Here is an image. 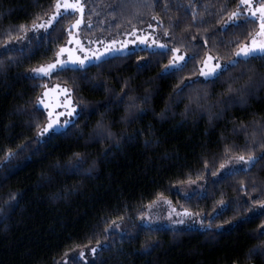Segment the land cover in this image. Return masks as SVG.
Segmentation results:
<instances>
[{
    "label": "trees",
    "instance_id": "1",
    "mask_svg": "<svg viewBox=\"0 0 264 264\" xmlns=\"http://www.w3.org/2000/svg\"><path fill=\"white\" fill-rule=\"evenodd\" d=\"M148 2L95 0L83 34L118 39L158 20L171 48L199 53L182 71L164 72L169 50H140L45 79L30 73L54 60L73 16L23 48L6 47L49 17L56 0H0V264H264V209L253 203L264 199V160L216 178L229 155H264V59L197 80L208 55L230 60L259 22L221 29L241 0ZM54 84L71 91L79 116L40 140L47 114L38 100ZM199 182L202 195L180 193ZM161 200L206 228L147 225ZM97 241L107 250L75 258Z\"/></svg>",
    "mask_w": 264,
    "mask_h": 264
},
{
    "label": "rangeland",
    "instance_id": "2",
    "mask_svg": "<svg viewBox=\"0 0 264 264\" xmlns=\"http://www.w3.org/2000/svg\"><path fill=\"white\" fill-rule=\"evenodd\" d=\"M93 1H95V0H82V2L84 3V6H85L84 15H83V21L84 22L80 24L79 28H73L72 27V25H74L76 23L77 19L80 18L79 14L67 15V16H73L72 17L73 23L69 26V29H71L72 35H69V38H68L66 44L64 46H62L61 48L69 49L70 53L65 52L60 56H57V54H56L53 61H51V62H49L43 66H46L50 63H54L57 60H68L69 56L71 55L72 59L79 57L80 59H84L85 62L83 65L72 64L71 62H69L68 68L84 69L86 67L97 64V63H99L105 59L111 58L113 56L126 55V54L134 53V52H137L140 50L168 51V49H161V48L157 47L155 44H152L151 39L153 37L159 43H165L169 46V48H171V46L168 43V35H164V32H163L161 25H160V22L158 20H155V19L153 21H151L147 26L142 27V28L132 29V30L128 31L127 33H125L121 38H118V39H112V38H108V37L101 36V35H96V36H92V37L85 36L83 34V29H84L85 24H86V21H85L86 6L90 3H92ZM261 4H264V0H251V3L248 5H243L242 3H240V8L237 11L242 13V15L239 17V21H241L243 18H252V19H255L258 21V19H256L255 17H251L248 9L252 8L253 10H255L256 8H259V6ZM63 11L64 10L61 9V12H63ZM54 13H55V9H54V12L49 17H47L44 21H42L41 23H46ZM257 15H259V14H257ZM61 17H63V16H57L56 20L52 22L51 26L47 28V32H45L44 29H39L38 31H36V30H33V28H31L22 39L11 42V43L7 44L6 47L23 48L24 46H26L31 41V39L33 37L43 36V35L48 34ZM228 22H229V19H227L221 25V29H226L227 27L232 26V24L228 23ZM38 24H40V23H38ZM226 24L228 25L227 27H225ZM133 33H135V34L133 35ZM146 35H149L148 43L141 44L140 40L137 39V36L142 38ZM254 37L258 41L264 40V36H259L256 34ZM251 40L248 44H251ZM112 41H117V43L113 44ZM132 41H135V42L132 43ZM122 44H125L126 47L121 48ZM106 47H110L113 49H121V50L110 51V52L105 53ZM101 53H103L101 58L99 60H96L94 58L93 54H101ZM173 55H184L185 60L180 61L179 63H181V64H185L189 58L188 54L185 53L184 51H181V50L179 53H172V56ZM172 56H171V58H172ZM85 57H87V59H85ZM232 59H237V57L234 55V57L231 58L230 60H232ZM230 60L223 61V60H219V59L218 60L214 59L211 63L215 64L218 62L221 65V69H223L224 66L226 64H228V62ZM167 65H169V63ZM173 70H177V69L169 67L167 70L165 68L164 72H170ZM55 73H57V72L53 71L50 76H43L42 74L40 76H37V74H35L33 71H31L30 75L32 77L48 79L51 76H53ZM197 80L206 81L205 78L203 76H201L200 74H199ZM57 85H59V87H57ZM65 88L67 89V93H65L63 91ZM45 92H48V95L46 97L43 95ZM66 96H67V99H65ZM40 99L44 100V104L38 103V105L40 108H42L46 112L47 122H48V113L50 111L54 115H58L60 112L65 113L64 115L59 116L60 124H63V121L65 119H67L69 121V123L64 127H60L59 125L54 126L53 129H50L43 136H39L40 140H44L45 138L49 137L50 135H52L54 133L66 130L68 127H70L77 120V118L79 116V109H78L76 102L73 99L71 91L66 86L61 85V84L51 85L50 87H47L43 90V93H42ZM69 101H70V103H69ZM46 104L51 105V107L50 108L45 107ZM65 104H68L69 106L67 108H65L64 107ZM72 108H75V112H72L71 115H68V113L72 111ZM228 167H230V165ZM226 175H227L226 169H221L220 172L218 173V175L216 176V178H221V177L226 176ZM203 189H204L203 183H200V182L199 183H193V184L185 186V188L183 190L184 193L181 191H180V193H182L184 195H186V194L188 195V194L200 192V194L202 195ZM184 213L185 212L176 210L170 203H168V201L161 200L149 209V212L146 215L145 221H146V224L150 225V226H162V227H169V228H174V229H187V228L205 229L206 228V226H203L201 224L200 220L196 221V219L194 220L191 215H185ZM169 214H171V217L169 216ZM178 220H183L184 222L182 224L181 223H175V221H178ZM111 230L120 231V228L113 227ZM90 250L91 249L84 251L83 256H79V253L75 254L74 256L76 259L85 260L86 255H87L88 256L87 260H88L90 257L93 256L91 254Z\"/></svg>",
    "mask_w": 264,
    "mask_h": 264
},
{
    "label": "snow or ice",
    "instance_id": "3",
    "mask_svg": "<svg viewBox=\"0 0 264 264\" xmlns=\"http://www.w3.org/2000/svg\"><path fill=\"white\" fill-rule=\"evenodd\" d=\"M241 3L243 5H248L251 3V0H241ZM147 6L148 7L153 6V4L150 2V0L148 2ZM61 9H63L64 11L61 12ZM84 10H85V6H84V3L82 2V0H56L55 13L51 16V18L46 23H40L38 25L33 23L32 28H33V30H36V31H38L39 29H44L45 32H47V28L50 27L52 22L56 20L57 16H67V15H76V14H79L80 18L77 19L76 23L74 25H72V27L73 28H79L80 24L84 22L83 21ZM248 11L250 12L251 17H255L256 19H258L260 30L257 33V35L264 36V4H261L259 6V8H256L255 10H253L252 8H249ZM191 14L193 15V17H195V15H196L195 12H192ZM257 14H259V15H257ZM241 15H242V13H240L239 11H233L229 17L228 23H231L232 25L239 27L240 26L239 17ZM245 23H247V21H245ZM227 26L228 25L226 24L225 27H227ZM24 28H25V26L22 25L21 29L24 30ZM134 34L135 33H133V35ZM69 35H72L71 29H69ZM149 35H146L142 38L137 36V39L140 40L141 44H146L149 41ZM164 35H168V29L167 28L164 29ZM193 39H195V37H193ZM134 42L135 41H132V43H134ZM112 43L115 44V43H117V41H112ZM151 43L155 44L157 47H159L161 49H168L172 53H179L180 52L179 48H169V46L167 44L159 43L154 37L151 39ZM204 43L206 44L207 41L205 40ZM123 47H126V45L122 44L121 48H123ZM119 50H121V49H113L110 47H106L105 53L110 52V51H119ZM65 52L70 53V50L67 48H61L59 50V52L57 53V56H60ZM93 55H94V58L96 60H99L101 58V56L103 55V53L93 54ZM198 55H199V53H194L193 56H191L189 59L195 60ZM235 56L237 57V59L230 60L228 62V64H226L224 66V68L221 69V65L218 62L215 64L211 63L214 59L218 60V58L213 57L211 55H208L207 58L202 61V66L200 68V75L203 76L206 81L215 82V81L219 80L223 76L224 72L227 71L230 67L237 66L241 62V60H251L253 58L264 59V40L258 41L254 37L251 40V44H242L241 46H239V48L235 51ZM85 59H87V57H85ZM184 60H185L184 55H173L170 62H169V65H166L165 68L167 70L169 67H171V68H175L177 70L182 71L183 68L186 67V63L181 64L179 62L184 61ZM69 62H71L72 64L83 65L85 60L80 59L79 57L72 59L71 55H70L68 60H57L56 62L50 63L46 66H41V67L35 68L32 71L35 74H37V76H40L41 74L43 76H50L53 71H56L57 73H59L60 71L69 70L68 69ZM71 70H75V69H71ZM57 87H59V85H57ZM63 91L65 93H67L66 88ZM227 91L228 92L233 91V89L230 85L228 86ZM43 95L46 97L48 95V92H45ZM206 97H207V94H205V99H206ZM65 99H67V96L65 97ZM231 99H232V97H229L228 101H221V103H228ZM199 100H200V98H197L196 102L199 103ZM38 103L44 104V100L40 99V100H38ZM69 103H70V101H69ZM68 106H69L68 104L64 105L65 108H67ZM45 107L50 108L51 105L46 104ZM72 112H75V108H72V111L69 112L68 115H71ZM64 114H65L64 112H60L58 115H54L50 111L48 113V122H47L46 126H44L38 132V135L43 136L50 129H53L54 126H56V125H59L60 127L66 126L69 123V121L67 119H65L63 121V124H60V121H59V116L64 115ZM109 135H111V133H109ZM259 147L264 148V144L259 145ZM230 151H231L230 149L226 148L225 149L226 155ZM8 155L10 158L14 154L9 152ZM78 158H79V156H78ZM260 160H264V155L257 157L253 151L249 150V152L247 154L229 155L228 158L225 160V162L220 164V168L226 169L227 176L225 178H227L230 176H235V175H239L241 173L248 172L252 167H254L256 164H258ZM229 165H230V167H228ZM211 175L216 176L217 172L212 171ZM241 184L243 186V182H241ZM256 190H257L256 188L252 189V191H256ZM168 203H171V202L169 201ZM220 203H221V205H224V201H221ZM253 203H259L261 208L264 209V199L254 201ZM184 214L185 215H195V213H189L187 210H185ZM261 214L264 215V212H262ZM169 216L171 217V214H169ZM121 219H122V217H121ZM183 222H184L183 220L175 221V223H181V224ZM201 223H203V221H201ZM112 224L115 225L116 228L120 227V225L116 221H112ZM261 227L264 228V225H261ZM261 234L264 235V233H261ZM97 248H101L102 251L107 250L100 245L99 241H97V246L92 247L90 250L91 254L94 257L96 256ZM260 254L264 255V250H261ZM65 255H67V254H65ZM83 255H84L83 252L79 253V256H83ZM65 264H66V262H65ZM77 264H78V261H77Z\"/></svg>",
    "mask_w": 264,
    "mask_h": 264
}]
</instances>
